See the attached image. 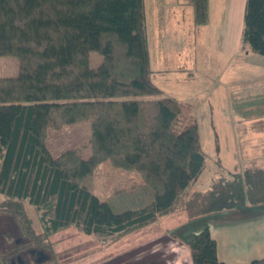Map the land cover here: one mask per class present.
<instances>
[{
	"label": "trees",
	"instance_id": "trees-1",
	"mask_svg": "<svg viewBox=\"0 0 264 264\" xmlns=\"http://www.w3.org/2000/svg\"><path fill=\"white\" fill-rule=\"evenodd\" d=\"M188 1L196 23L205 22L208 0ZM241 42L264 55V0H245ZM91 52L101 56L96 66ZM0 56L18 63L16 75L0 77V213L23 240L14 244L6 231L0 263L25 243L55 259L48 236L69 226L112 237L177 210L194 220L264 203L263 166L191 189L205 165L198 123L151 78L144 0H0ZM79 121L89 123V151L54 154L47 128ZM102 161L140 177L100 198L88 178ZM197 229L187 237L192 264H264V256L218 260L207 223Z\"/></svg>",
	"mask_w": 264,
	"mask_h": 264
},
{
	"label": "rangeland",
	"instance_id": "rangeland-1",
	"mask_svg": "<svg viewBox=\"0 0 264 264\" xmlns=\"http://www.w3.org/2000/svg\"><path fill=\"white\" fill-rule=\"evenodd\" d=\"M227 3V0H208L207 20L196 23L193 6L188 0H145L146 28L153 69L151 78L163 89L164 96H173L182 103V106H184L182 117L189 116L200 121L205 167L191 189H205L212 176H217L220 173L229 174L224 170L241 172L245 165L256 164L264 166V163L257 159L242 161L238 155L234 156L228 150V143L229 146L231 144L230 139H228L224 140V150L221 152V160L219 161L222 167H219L214 150L212 130L209 125V107L204 106L201 113L198 112L195 117L190 111L187 102L190 95H196L206 101L210 98L207 84H211L212 81H207L206 77L212 78L213 76L211 75L217 72L216 68L218 65L215 61L219 58V41L216 39V32L222 23L223 11L227 9ZM163 30L165 31V39H163L164 35H162ZM242 49H245V47ZM100 60L101 56L99 54L91 52L90 63L92 66H96ZM241 64L242 67H239L235 73L241 72L240 68H243V72L247 74L255 72L253 70L254 67L245 65L246 63L243 62ZM235 69L237 70V68ZM17 71L18 63L15 58L0 56V77L14 76ZM231 88L234 89L233 85H229L230 93L227 91L226 101L231 98L233 100L231 104L227 102L226 111L219 113V109H216V106L220 107V104L225 100L223 97L221 100L219 99L221 98V93L216 91L212 97L215 101V108L213 107L214 115L216 118L224 119L230 125L237 120V116L229 111V107H235L239 100V97L234 96L235 90H231ZM223 92L225 93V91ZM217 101L219 102L217 103ZM228 131L236 133L239 132V129H230ZM89 134L90 129L87 121L63 124L58 127L49 126L46 131V143L54 154H58L70 147L80 148L82 154H84L89 151L86 148ZM229 135L227 134V137H230ZM139 177L140 175L136 171L122 170L112 166L109 161H102L95 167L88 180L93 192L100 198H107L118 186L133 184L138 181ZM2 198L3 196L0 194V200ZM23 206L30 217L32 226L36 231H39L41 227L38 213L35 211L34 206L26 201L23 202ZM250 206L254 209L253 212H264V203L251 204ZM232 210L228 209L218 213H210L209 215L218 216L212 218L215 221H222V213H229ZM173 213L177 214V218L182 214L185 215L182 210H177ZM206 216L203 215L194 220H186L167 232L172 234L171 231L174 232L180 228L191 229L194 225L201 224ZM161 222L158 220L141 229L112 237L87 235L74 226L63 228L48 236L52 251L56 256L55 259L51 260V263L94 264L95 261H98L100 264H124L122 261L132 254H124L125 251L122 253L120 251L125 248L129 243L128 241L132 240L130 237L141 238L147 233L160 231ZM6 231L10 232L12 239L18 237L13 219L0 213L1 245L7 238L5 237ZM188 252H190V249ZM115 254L118 255L113 257ZM96 257H99V259H94ZM110 257L113 258L108 260ZM177 260H179V264H190V253H187V255L181 254Z\"/></svg>",
	"mask_w": 264,
	"mask_h": 264
},
{
	"label": "crops",
	"instance_id": "crops-1",
	"mask_svg": "<svg viewBox=\"0 0 264 264\" xmlns=\"http://www.w3.org/2000/svg\"><path fill=\"white\" fill-rule=\"evenodd\" d=\"M227 1V9L223 11L222 23L216 32V39L219 41V58H216L215 61L218 65L217 72L211 75L212 78L206 77L207 81H212L211 84H207L210 98L206 101L196 95H190L189 100H187L190 111L195 117L198 112L201 113L204 106L209 107V125L212 130L214 150L219 167H222L219 161L221 160V152L224 150V140L228 139L231 142L230 146L228 143V150L234 156L238 155L242 161L254 158L264 163V55L260 56V54L251 52L242 45L245 0ZM162 35L165 39L164 30ZM243 47L245 49H242ZM241 62L254 67L255 72L247 74L243 72V68H240L242 71L235 73L239 67H242ZM151 63L150 59V68L153 72ZM229 85L234 87V89L231 88V90H235L234 96L239 97L238 104L233 108L229 107V111L237 116V122L235 121L231 125L222 118H216L214 115L215 101L212 98L214 93L219 91L221 93L219 99L221 100L223 97L225 100L220 104V107L217 105L216 109H219V113L226 111L227 102L231 104L233 100L231 98L226 101L227 91H230ZM195 119L198 123L201 141L200 121ZM230 129H239V132L231 133L228 131ZM227 134H230V137H227ZM253 166L263 165H245L243 169ZM224 171L228 172L227 170ZM253 211L254 209L250 205H245L234 208L229 213H222V221H215L212 218L218 216H210L209 214L205 219L203 218L202 223H207L210 235L216 242L218 260L224 263H248L264 256V212ZM176 215L171 213L161 217L159 219L162 221L160 231L147 233L141 238L130 237L132 240L128 241L129 243L120 253L125 251L124 254L130 253L132 255L122 262L124 264H179L177 258L181 254L190 253L188 252L187 237L196 233L198 229L195 225L191 229H185L181 232L178 229L169 234L168 230L174 229L177 224L188 220L186 214H182L179 218ZM117 255H113V257ZM99 257L94 259L98 260ZM113 257L108 258V260ZM94 264L100 263L95 261ZM190 264H192V259Z\"/></svg>",
	"mask_w": 264,
	"mask_h": 264
},
{
	"label": "flooded vegetation",
	"instance_id": "flooded-vegetation-1",
	"mask_svg": "<svg viewBox=\"0 0 264 264\" xmlns=\"http://www.w3.org/2000/svg\"><path fill=\"white\" fill-rule=\"evenodd\" d=\"M22 241L21 237H16L14 244ZM52 259L49 250L28 246L25 243L21 246V249L13 251V254L8 259V264H53L51 263Z\"/></svg>",
	"mask_w": 264,
	"mask_h": 264
}]
</instances>
